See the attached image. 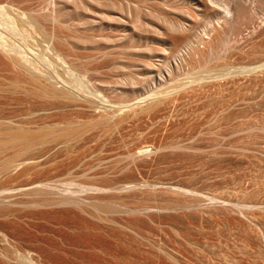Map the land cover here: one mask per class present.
<instances>
[{
    "label": "rangeland",
    "instance_id": "374dc122",
    "mask_svg": "<svg viewBox=\"0 0 264 264\" xmlns=\"http://www.w3.org/2000/svg\"><path fill=\"white\" fill-rule=\"evenodd\" d=\"M199 1L0 0L2 40L64 88L0 50V185L31 187L0 224L51 264H264V0Z\"/></svg>",
    "mask_w": 264,
    "mask_h": 264
},
{
    "label": "bare ground",
    "instance_id": "6f19581e",
    "mask_svg": "<svg viewBox=\"0 0 264 264\" xmlns=\"http://www.w3.org/2000/svg\"><path fill=\"white\" fill-rule=\"evenodd\" d=\"M24 1L26 2V5H27V6H24V7H27V9L32 7V5H29L31 7H28V4H29L30 0H24ZM191 1L196 2V6H198L200 9L202 8L203 4L201 3V1H199V0H191ZM237 1L239 2V0H236L234 2H237ZM206 4H208V2ZM206 4H204V6ZM234 4L235 3H233V5ZM239 5H241V4H239ZM243 9L245 10V8L240 9V8H236V6H235V8L233 10V15H231L229 17V14H228L227 15L228 18L222 17V19L223 18L224 19L222 20L221 27L218 26L217 28L212 29V31H214L215 33H218L219 36H221L220 33L222 32V30H227L228 28H234V26H237L239 24L240 20H241ZM30 11H27L28 13H33V15L30 14V16L32 18H37L38 15L36 17H34L36 14H38L37 13V9H36V12L33 11V10H32V12H30ZM24 12H22V13H24ZM60 13H61L60 10L56 11V10L53 9V11H51V13L49 15L47 14V16L46 15L45 16L48 17L49 19H52L53 21H56V20L60 19ZM243 14L245 15V13H243ZM0 16L6 18V21H7L8 16L4 12L0 11ZM24 16H27V15H24ZM40 16L41 15H39L38 17H40ZM45 16H43V17H45ZM227 16H225V17H227ZM247 17L248 16L243 17V18L247 19ZM249 20L250 19H248V21ZM184 25H185L184 23L181 24V23H178V22L175 23V22H171L170 21V23L168 24V29L171 32H177L180 35L183 34V36H182V44L184 46H186V40L187 39H186V34L185 33L188 31V27L184 26ZM53 37H55V33H54ZM5 42L0 37V50L3 51L4 53H6L9 56V58H10L11 62L13 63V65H15L20 70V73H21V75L23 77V81H25L29 77L31 81H33L34 83H38L40 85V88H41V90H42V92L44 94L49 95V96H51L53 94H62L63 95L64 88L58 87L59 85L58 86L56 85V82L54 80L55 77L51 76V72L50 71H45L46 69H43L42 67H40L37 64L38 62L36 61L37 62L36 63L35 60H33L34 58L32 59V58L27 57L26 56L27 53L25 54V51H23L21 48L20 49H18L19 47L18 48L17 47L13 48L14 45L10 47V44L5 43ZM206 44H207V46L209 48L210 47V43L207 42ZM187 46H188V44H187ZM262 65H264V64H262ZM249 67H250L249 69H251V66H249ZM257 67H259V69H260L259 65ZM262 68H261V70H262ZM252 69H254V68H252ZM259 69H256V70L254 69V70L258 71ZM241 70H243V69H241ZM245 70H246V68H245ZM52 73H54V71H52ZM256 73H252V74H256ZM261 74H262V72H261ZM55 75H56V73H55ZM242 76H244V75H242ZM60 81H63V80L60 78ZM61 83L64 85V82H61ZM43 138L44 137H42L41 139H43ZM39 139H40V137L37 134H31V133H27L25 131H20V132H11V133L7 134L5 139H4V141L7 144H9L11 147L19 146V147L29 148L30 146H32ZM1 187H4V186L0 185V204H2V205L3 204H12V205L17 204V202H15L14 199H13V194L17 193V192L24 193V192H27L28 190L31 189V187H19V188H14V189L10 190V189H5V188H1ZM5 245L11 246L10 251H7V249L6 250L4 249ZM0 264H51V261L45 256V254L39 248H36L34 246H31V245H24L21 241H19L14 236L13 233L8 231L6 228H4L0 224Z\"/></svg>",
    "mask_w": 264,
    "mask_h": 264
}]
</instances>
